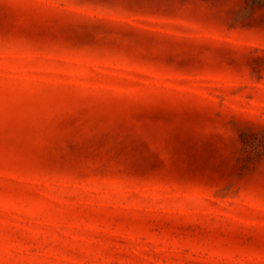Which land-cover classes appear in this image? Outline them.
<instances>
[{
    "label": "rangeland",
    "instance_id": "1",
    "mask_svg": "<svg viewBox=\"0 0 264 264\" xmlns=\"http://www.w3.org/2000/svg\"><path fill=\"white\" fill-rule=\"evenodd\" d=\"M0 264H264V0H0Z\"/></svg>",
    "mask_w": 264,
    "mask_h": 264
}]
</instances>
